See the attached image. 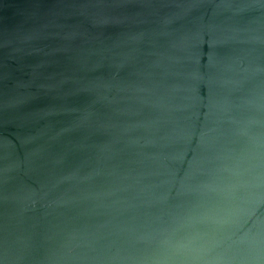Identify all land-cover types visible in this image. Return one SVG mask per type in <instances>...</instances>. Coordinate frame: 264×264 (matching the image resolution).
Wrapping results in <instances>:
<instances>
[{"label": "water", "instance_id": "95a60500", "mask_svg": "<svg viewBox=\"0 0 264 264\" xmlns=\"http://www.w3.org/2000/svg\"><path fill=\"white\" fill-rule=\"evenodd\" d=\"M0 264H264V0H0Z\"/></svg>", "mask_w": 264, "mask_h": 264}]
</instances>
